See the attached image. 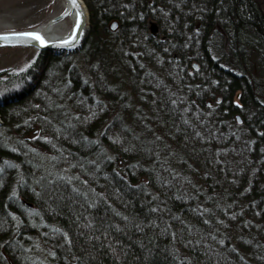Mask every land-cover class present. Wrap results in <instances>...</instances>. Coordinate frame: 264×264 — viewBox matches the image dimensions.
<instances>
[{
    "label": "trees",
    "instance_id": "16d2710c",
    "mask_svg": "<svg viewBox=\"0 0 264 264\" xmlns=\"http://www.w3.org/2000/svg\"><path fill=\"white\" fill-rule=\"evenodd\" d=\"M84 1L91 31L83 47L52 59L41 53L25 81L17 79L24 74L5 80L7 100L47 73L26 97L29 106L0 110L9 127L0 135V264H264V153L243 157L235 119L241 114L247 128L264 136L259 0ZM80 58L94 69L87 77L75 65ZM104 103L110 109L103 111ZM130 113L142 114L132 118L142 125L157 122L160 133L166 124L167 133H180L185 156L202 161L196 170L184 165L181 175H164L158 165L168 169L163 162L178 153L164 152L150 131L131 138L144 147L140 152L131 143L115 147L111 138L130 133L124 121ZM94 116L105 120L93 122ZM65 117L78 127L63 128ZM33 131L41 141L20 153L14 139ZM216 149L227 153L213 162ZM42 156L64 165L32 162ZM187 179L185 190L180 181ZM205 186L217 194V206L220 200L232 210L207 209ZM233 213H247L250 219H240L257 233L249 235L244 223L222 225Z\"/></svg>",
    "mask_w": 264,
    "mask_h": 264
},
{
    "label": "rangeland",
    "instance_id": "374dc122",
    "mask_svg": "<svg viewBox=\"0 0 264 264\" xmlns=\"http://www.w3.org/2000/svg\"><path fill=\"white\" fill-rule=\"evenodd\" d=\"M64 1L65 0H0V31H12V30L25 29L28 27H37L41 24L49 22L51 19L56 17L59 13L63 12L64 5H65ZM81 2L83 3L84 7L86 8L85 9L86 33L84 34L83 38L79 41V43L75 47L67 48L66 50H63L64 52H66V55H71V54L73 55L75 52H78L83 47V42L86 39V37L88 36L89 32L91 31V18H90L89 9H88L84 0H80V3ZM258 2L261 3L262 7L264 8V0H259ZM113 25H116V27L114 28ZM57 27L59 28L60 34H65L70 29H73L71 19H69L68 17L65 18L60 24H58ZM118 27H119L118 24H116L115 22L111 23L110 28L112 31L117 30ZM47 53H52V51H47ZM61 55H63V54H61ZM79 56H81V54ZM38 58H39L38 51L33 47H29V46H25V45H15V44L0 46V75H2V77H1L2 79H0V82H2L0 84L1 88H3L4 86H6V88H10V86H7L9 83L5 82V80L10 79L11 77H14L17 75L22 76L24 74L23 75L24 77L23 76L18 77L17 79L21 80V81H25V79L27 77V76L25 77V74L27 73L28 69L33 65V63L36 60H38ZM80 61H81V58L79 60H76V64H75L80 71L79 75L87 77L88 74L90 72H92V70H94V69L90 64L85 63V62L83 63L82 61L81 62ZM227 62H228L227 60H224L222 62V63H225V65L224 64L221 65V68L224 71H228L225 67L232 68V66L226 65V64H229ZM14 69H19V71H14ZM45 73H46V71L45 72L43 71L42 73H38L40 76L38 78H35L33 85H31L26 90H21L20 92H15L16 94H14V97L12 99L5 100L6 98H9V97L5 96L7 90H5L6 88L5 89L3 88L4 90L1 89L0 90V110H1V107H4V104H7V105H10V104L13 105L14 104L15 105L17 102H19L20 104H24V106H26V104H27V106H29L27 102H29V104H30V101H27V100H30V98L27 99L26 97L30 96V95L33 96V94L38 91V87L42 83V81H43L42 78L45 77ZM237 75H238L237 76L238 78H242V76L239 73H237ZM12 82H16V81H12ZM90 97L94 101V99H93L94 93H91ZM238 98H239L238 96L235 98L236 104H238L237 103ZM110 107H111V104L109 105V104L104 103L103 108L105 110L103 109V111L110 109ZM27 111L29 112L31 110H29L27 108ZM135 114L136 115L133 116V114L130 113L129 116L131 118L128 119L126 117L127 119H124V121L127 122L125 124L126 127L127 126L131 127V130L133 128L134 132H132L130 130V133H128V136H126L125 138H123V137L118 138V139L111 138V141H113V144L116 142L117 144L120 143V144H124L125 146H127L128 143H131V138L136 139L137 136L140 135V133L144 134V132H146L142 136L145 138V135L150 131L153 134V137L157 139V142L159 143V145L162 142L161 144H162V147H163L162 149L164 150V152L170 153V151H172L174 154V151H175L178 153V157H179L178 159L173 157L172 159H170V161L163 162L164 166H167L169 170L164 169V167H162V165L160 166V164L158 165V167L160 169H162L164 175H168V174H170L172 176L175 174L181 175L182 172H180V171L182 169V166H184V165H188V166L192 167L194 170H196V167L199 165V162H202V161L199 157H194L193 159H190L189 157L185 156V153H184L185 149L182 148L184 140L181 138L180 133L168 132L170 135H174L175 138L169 136L167 133L169 125H167V124L163 127V129L166 132L160 133L158 130L159 127H157L158 126L157 122L156 123L150 122L148 124L142 125L141 123H139L137 121L138 124L142 126V127H140V129H137L136 128L137 122H135V120H133V119H134V117L137 116V118H138L137 120H140V118H141L140 116H142V114H140V113H135ZM238 118H240L241 122H239ZM235 119H236V124L238 126L237 131H239L242 135V137H241L242 140H238V142L240 143L239 145H241V147H243L242 151H240V152H243V154H242L243 157L247 159L250 156L254 155V153L255 154L264 153V136H261V134L259 135V132L251 131L252 127L247 128L246 127L247 125H244V123H243V117L241 116V114H237V117ZM102 120H105V116H94L93 117V122L94 121H102ZM80 122H84V120H81ZM104 122L105 121H103V123ZM5 124L6 123L3 121L1 113H0V135H3L4 133L6 134V131L9 129V127ZM76 125L77 124L75 122H68L67 117H65V119H63V128L66 127L68 129H71V128L78 127V125L77 126ZM109 126H110V124L108 125V128H109ZM206 126L208 127V125H206ZM108 128H107V130L105 128L104 134H107V136L110 138V135L112 136V133L110 132L109 133L110 135L108 134ZM145 128H147L148 131L145 130ZM202 129H205V128H201V130ZM254 131H256V129H254ZM96 132H97L96 133V135H97L99 131H96ZM36 133H37L36 131L35 132L33 131V132H31V134L27 135L24 138L14 139L15 143H19L23 147V150L18 148L21 151L20 153L28 151L29 148L31 149L30 143L34 144L38 141H41V140H37V138H36L37 136H35ZM235 133H236V131H235ZM132 134H134V135H132ZM252 134L255 135L256 137L260 138L261 143L259 144L260 145L259 148H256L257 141H256L255 136L254 137L250 136V138L248 137V135H252ZM123 135L125 136V135H127V133L123 132ZM196 135H194V136H196ZM215 135H216V133H215ZM217 135H219V132L217 133ZM197 136L201 137L202 140L205 142L206 137L203 134L201 136L200 135H197ZM176 137H178L179 139ZM65 139H67V137ZM142 140H144V139H142ZM116 143H115V147H117ZM131 145L133 147H136L138 152H140L142 148L144 149V147H142L138 143L135 144V142L133 144L131 143ZM118 146H120V145H118ZM117 148H119V147H117ZM132 150H133V148H132ZM246 151H249V152L251 151V152L246 154ZM232 152L233 151H231V153ZM14 153L18 154V155L20 154L18 152L16 153L15 151H14ZM226 153H227V150H224V149H221V150L218 149L217 150L216 149L215 152L211 153L210 158L212 159L213 162H215V160H216L215 155L220 156L222 154L225 155ZM234 156L240 158L239 157L240 155H238L237 153H235ZM35 160L36 161H34V158H33L32 162H37L38 160H41V161H39L40 163H42V162L45 164L47 163V164H50L56 168L58 166L64 165L63 160L57 159L56 157L54 158L53 156L49 159V161L44 156H42L40 158L38 157ZM231 163L232 162H230V164ZM236 163L239 164V161H236ZM14 165H16L17 169L20 170L19 164H14ZM146 167H148V166H146ZM140 169H141V173H142V169H143V171L148 170L146 168H140ZM193 169H190V171ZM138 172H139V170H138ZM205 174L206 173H204L202 176H204ZM130 175L133 178L135 177L134 174H130ZM208 176H210V175H208ZM131 177H128V179H132ZM124 179H126V178H124ZM22 180H25V179L22 178ZM140 180L142 181L144 179L140 178ZM108 181H110V180H108ZM16 182H18V179ZM180 182H182L181 185H183V189H184V187H186L185 188V190H186L188 188L186 186V184L189 183V179H187V182L185 180H182ZM205 182H207L206 186L208 188H209L208 183L210 184V186H213V184L210 181H205ZM133 187L135 189H137V187H139V186L137 184H133ZM205 187L203 189L206 190L205 192L207 194L205 196V201L203 204H205V206H207V209H211V210L214 209L215 210L219 206V208H221L223 210V212L225 210H227L228 212H230L232 210L231 208H228L229 206H225V205L223 206V203H221L220 200H219V203L217 206L216 205V202H217L216 195L217 194L215 192H212V191L210 192L209 191L210 188L208 189L207 187L206 188ZM139 193L142 196V198H145L148 195L147 192H139ZM220 196L221 195H218L217 197L220 198ZM183 198H184L183 202H186L187 198L186 199H185V197H183ZM189 198L191 199V198H193V196H191ZM221 205L223 208L221 207ZM185 209H186V211H188L187 207ZM171 213L173 216L177 217V215H174L175 214L174 212H171ZM188 213H189V211H188ZM229 214H232V213H229ZM244 215H246L247 217ZM244 215L239 216L237 213L236 214L233 213V215L226 216L227 220H225V222H222L221 224L222 225L226 224V227L230 226L232 228H239V225L244 223L243 220L250 219L248 217L247 213H245ZM240 217H246V218L242 220V219H240ZM185 222H187V221H185ZM244 224H245V226L250 228L249 232H248L249 235L253 234V236H254L257 233L256 228L250 227L249 224L246 222ZM246 230H247V228H246ZM178 234H180V233H178ZM207 245L212 248L211 243H208ZM242 256L244 258H247V254H242ZM260 260L264 263V258L261 257ZM245 263L250 264L247 260H245ZM251 264H253V263H251ZM254 264H256V263H254Z\"/></svg>",
    "mask_w": 264,
    "mask_h": 264
},
{
    "label": "bare ground",
    "instance_id": "6f19581e",
    "mask_svg": "<svg viewBox=\"0 0 264 264\" xmlns=\"http://www.w3.org/2000/svg\"><path fill=\"white\" fill-rule=\"evenodd\" d=\"M64 3H65V5H64L63 12L59 13L56 17L51 19L49 22L41 24V25H39L37 27H28V28H25V29L12 30V31H0V34L10 33V32H23V31L41 30V31H43L45 33L46 37L48 39H50V40H64V39H68V37L71 35V32H72L73 29H70L65 34H60L59 33V28L57 27V25L60 24L65 18L68 17L69 19H71L72 28H73L76 25V21H77V11L74 9V7H72L71 3L69 4V2H67L66 0L64 1ZM80 4H81V7L83 8V10L85 11L86 8L84 7L83 3L81 2ZM67 11L69 12L68 14H67ZM65 12H66L65 15H67V16H65L63 18H60V17H62V15ZM52 21H53V24H52ZM115 23L119 24L118 22H115ZM158 30H159L158 26L155 25L154 26V31L157 33ZM23 38H25V37H20V36L14 37V39H16V40H21ZM0 46H4V45H0ZM25 46L33 47V46H30V45H25ZM33 48H35L38 51L39 55L41 53L45 52L46 55L49 58H51V59L54 58V57H57V56H59L61 54L66 55V52H64L61 49L54 50L52 53H47V50L40 49L39 47H33ZM4 106H7V104H4ZM236 117H237V115H236ZM43 155L49 156L48 154H43Z\"/></svg>",
    "mask_w": 264,
    "mask_h": 264
},
{
    "label": "water",
    "instance_id": "95a60500",
    "mask_svg": "<svg viewBox=\"0 0 264 264\" xmlns=\"http://www.w3.org/2000/svg\"><path fill=\"white\" fill-rule=\"evenodd\" d=\"M67 2H69V4L71 3L72 7H74V9L77 11V13L79 12L80 18H79V27H77V21H76V25L73 27V30L71 32L70 37H68V39H64V40H68V43L65 44H60L57 43L58 41H64V40H50L46 37L45 33L41 30H35L40 32L47 40L51 41V43L46 44V45H42L40 44L38 41L34 40L31 37H25L21 40H16L14 39V37L9 36L8 39H4L2 35H0V45H30L33 47H39L40 49L43 50H47V51H54V50H66L67 48H72L75 47L79 41L83 38L84 34L86 33V29H85V23H86V13L83 10V8L80 5V0H76V4H73V0H66ZM69 12L67 11V14ZM66 12L62 15L63 18L67 15H65ZM53 24V21H52ZM34 31V30H33ZM74 35V39L71 38ZM239 122H241L240 118H238Z\"/></svg>",
    "mask_w": 264,
    "mask_h": 264
},
{
    "label": "snow or ice",
    "instance_id": "6c2138e0",
    "mask_svg": "<svg viewBox=\"0 0 264 264\" xmlns=\"http://www.w3.org/2000/svg\"><path fill=\"white\" fill-rule=\"evenodd\" d=\"M73 4L75 5L76 4V0H73ZM80 13L78 12L77 13V27H79V18H80ZM113 27L115 28L116 25H113ZM3 36L4 39H8L9 36H12V37H17V36H20V37H31L33 38L34 40L38 41L40 44L42 45H46V44H49L51 43V41L47 40L40 32L38 31H23V32H10V33H3V34H0ZM74 35L71 37L74 39ZM69 41L68 40H64V41H58L57 43H60V44H65V43H68ZM14 71H19V69H14ZM172 103H176V101H172ZM39 107V106H37ZM45 119H47V117H45ZM197 135H199V133H197ZM47 139V138H45ZM86 183V182H85ZM74 191H79L78 189H74ZM173 236L175 237V234L173 233ZM221 243H223V241H221ZM53 255H55V253H53Z\"/></svg>",
    "mask_w": 264,
    "mask_h": 264
}]
</instances>
